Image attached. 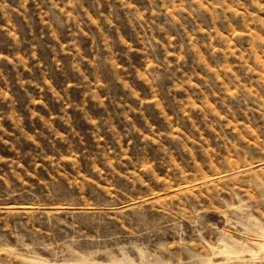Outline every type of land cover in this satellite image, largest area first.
<instances>
[{"label": "rangeland", "instance_id": "obj_1", "mask_svg": "<svg viewBox=\"0 0 264 264\" xmlns=\"http://www.w3.org/2000/svg\"><path fill=\"white\" fill-rule=\"evenodd\" d=\"M0 264H264V0H0Z\"/></svg>", "mask_w": 264, "mask_h": 264}]
</instances>
